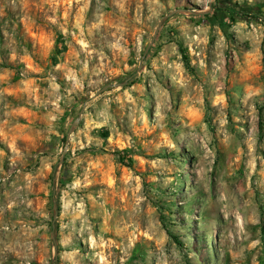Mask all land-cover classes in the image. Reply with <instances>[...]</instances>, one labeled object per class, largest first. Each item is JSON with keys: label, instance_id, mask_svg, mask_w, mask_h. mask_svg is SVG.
<instances>
[{"label": "rangeland", "instance_id": "1", "mask_svg": "<svg viewBox=\"0 0 264 264\" xmlns=\"http://www.w3.org/2000/svg\"><path fill=\"white\" fill-rule=\"evenodd\" d=\"M0 264H264V0H0Z\"/></svg>", "mask_w": 264, "mask_h": 264}, {"label": "water", "instance_id": "2", "mask_svg": "<svg viewBox=\"0 0 264 264\" xmlns=\"http://www.w3.org/2000/svg\"><path fill=\"white\" fill-rule=\"evenodd\" d=\"M108 88H109V86H106V87H104L103 89H101V90L95 95V97L99 96L100 94H102L103 92H105L106 90H108ZM74 128H75V125H74V124L71 125V127H70V129H69V131H68V133H67V135H66V143L68 142L69 137H70V135L72 134Z\"/></svg>", "mask_w": 264, "mask_h": 264}]
</instances>
